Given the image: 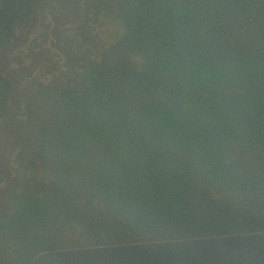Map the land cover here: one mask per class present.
I'll use <instances>...</instances> for the list:
<instances>
[{
	"label": "trees",
	"instance_id": "1",
	"mask_svg": "<svg viewBox=\"0 0 264 264\" xmlns=\"http://www.w3.org/2000/svg\"><path fill=\"white\" fill-rule=\"evenodd\" d=\"M37 1L29 0L28 9L13 11L0 26V127L14 117L13 110H19L20 119L26 116L36 83L48 82L52 76L37 77L36 72H29L34 58L51 63L50 54L30 55L34 28L27 22L37 16L35 26L42 29ZM246 1L107 3L100 10L101 24L96 29L97 62L85 68L81 85H74L76 78L69 80V87L56 99L52 116L57 123L68 116L74 122L70 124H76L80 115L90 116L91 111L112 112V108L121 106L119 95L124 97L129 90L127 95L133 98L130 115L143 116L138 131L150 149L158 150L156 155L162 160L160 164L155 160L160 169V183L155 187L163 201L153 209L160 219L151 220L153 226L156 221L159 226L157 238L179 239L180 235L197 233L194 237L209 240L216 238L211 236L213 233L221 234L218 241H207L211 247L204 248L198 257L188 241L183 243L178 250L179 260L193 264H261L260 256L246 250L256 246L226 237L228 232L264 227V222L257 220L259 214L257 219L247 220L240 204L264 206V1L256 5L258 11L244 6ZM0 3L6 8L7 0ZM120 43L137 60V74L129 87L131 79L125 76L123 66L101 64L107 62L108 54L115 55ZM90 44L86 49L90 50ZM77 61L81 62L79 58ZM49 128L46 126L41 134L47 147ZM224 138L238 147L228 159L221 156ZM17 152L13 150L9 159L14 161ZM164 157L167 162H163ZM146 177L151 179V174ZM17 185L9 191L19 192L29 184ZM256 190L262 199L259 195L248 196ZM220 193L225 203L219 208L214 200L218 202ZM199 197L211 198L213 204L197 205L196 201L202 200ZM36 209L21 206L8 225L18 218L29 223L28 213ZM201 238H196L197 242ZM227 249L235 250L238 257L229 259ZM152 259L166 264L154 256L149 262Z\"/></svg>",
	"mask_w": 264,
	"mask_h": 264
},
{
	"label": "rangeland",
	"instance_id": "2",
	"mask_svg": "<svg viewBox=\"0 0 264 264\" xmlns=\"http://www.w3.org/2000/svg\"><path fill=\"white\" fill-rule=\"evenodd\" d=\"M113 1L38 0L35 6L42 29L35 26L37 16L27 22L34 28L30 55L50 54L51 62L31 58L29 72H36L37 77L50 73L52 76L48 82L36 83L37 90L33 89L30 95L32 107L24 118L18 116L19 110H13L14 117L0 127V264H160L153 259L149 262L153 256L160 262L164 259L166 264H193L179 260L178 250L184 242L190 243L198 257L204 248L211 247L207 241L213 243L221 237L213 233L211 236L216 238L205 240L191 233L180 235L179 239L157 238L159 226L157 221L153 226L151 220L160 219L153 209L163 201L155 187L160 183L155 160L159 164L162 160L156 155L158 150L150 149L138 131L143 116L130 115L133 98L127 95L129 90L124 97L119 95L121 106L112 108V112L91 111L90 116L80 115L76 124H70L74 122L68 116L63 123L52 117L56 99L69 87V80L76 78L74 85H81L85 68L97 62L94 55L99 50L96 29L101 24L100 10ZM261 1L264 0H247L244 6L258 11L256 5ZM28 2L7 0L6 8L0 3V13L4 12L0 14V26L13 11L28 9ZM44 9L49 13L45 14ZM86 44L92 46L90 50ZM120 44L115 55L108 52L107 62L101 64L121 65L125 76L131 79L137 74V60ZM134 80H129L128 87ZM48 125L49 147L41 136ZM223 141L221 156L228 159L238 147L225 138ZM15 149L18 152L12 161L9 157ZM163 162H167L165 157ZM9 174L14 176L7 178ZM146 174H151L150 180ZM16 184L29 185L22 186L19 192H10L9 189L18 188ZM256 195L262 199L257 190L248 196ZM223 196L220 193L218 202L214 200L218 207L225 203ZM198 199L202 200L196 201L197 205L213 204L211 198ZM240 204L247 220L257 219L259 214L257 220L264 222V213L260 212L264 206ZM23 205L37 208L28 213L29 223L18 218L9 226L11 217ZM259 227L228 232L226 237L256 246L246 250L260 256L264 264V227ZM196 238L201 239L197 242ZM234 251L227 249L229 259L238 257Z\"/></svg>",
	"mask_w": 264,
	"mask_h": 264
}]
</instances>
